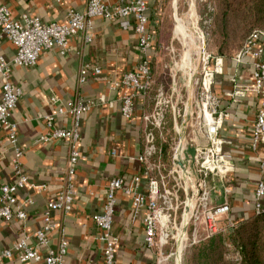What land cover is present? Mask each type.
<instances>
[{
    "label": "crops",
    "instance_id": "1",
    "mask_svg": "<svg viewBox=\"0 0 264 264\" xmlns=\"http://www.w3.org/2000/svg\"><path fill=\"white\" fill-rule=\"evenodd\" d=\"M118 1L110 0L112 3ZM167 2L147 0L150 28L156 33L150 54L154 84L146 94L136 98V110L131 119H127L121 111L123 88H114L113 82L141 60L138 37L133 28L124 29L119 22L98 18L95 20L96 37L92 43H85L82 36L77 35L72 38L68 53L62 54L57 48L48 49L42 53L36 65L13 67V83L22 93L12 118L18 122L19 143L25 151L23 168L33 182L47 187L44 190L29 187L20 190V201L25 203L28 198L32 199L31 203L26 204L27 220L24 226H20L16 221L0 219V249L11 246L24 231L33 233L43 225L46 205L56 198L64 183L68 144L63 139L41 140V136L49 131L46 115L56 111L52 97L59 99L60 103L80 96L88 100H98L101 96L107 99V102L95 105L82 117L80 148L83 157L77 170V195L73 209L69 214L58 210L53 212L59 227L64 229L70 241L66 257L68 264H103L99 231L92 215L102 211L110 179L124 176L131 181L134 175H140L139 190L148 192L150 177L145 173L147 163L138 157L146 149L148 127L144 116L154 110L160 90L164 91L171 105L166 108L164 130H156L160 153L151 162L161 165L153 175L166 174L175 168L181 170L176 156L181 141L182 161L186 168L195 169L193 155L196 147L208 144L200 127L197 105L200 66L198 57H189L185 61L173 41L161 45L156 16L157 9H163ZM87 4L88 0H0V5L9 7L16 19L29 14L47 23H65L70 9L82 12ZM166 8L163 10L165 18ZM262 43L264 46V39ZM171 44L175 55L169 48ZM15 53V45L0 35V56L12 59ZM86 63L100 66L102 73H88L86 81L81 82V71ZM254 70V59L250 56L241 61L235 56L223 58V70L216 75L213 86L221 99V109L229 114L224 119L220 135L225 139V150L232 154L236 171L225 180L217 175L210 176L211 200L213 204L229 202L231 211L228 218L231 220L243 219L254 213L256 184L264 179V170L260 168L258 160V157H264V150L253 151L250 144L251 130L263 101L254 91ZM234 89L242 90L243 95L236 98L226 95ZM1 98L0 81V101ZM55 121L59 126L70 124V119L61 115L55 116ZM12 153L13 147L6 131L0 126V186L14 179L10 164ZM173 182V179L169 180L170 186H173ZM181 192L183 199L187 198V194ZM146 213L145 207L139 211L133 210V196L130 193L118 192L113 230L120 239L117 250L119 264H150L155 261L156 253L145 242ZM227 219L222 220L221 225L224 232L229 234L232 227L227 225ZM199 231V234L205 233L202 228ZM58 241L57 229L51 235V245L56 246ZM41 250L46 252L47 249L41 247ZM4 264L21 263L15 255Z\"/></svg>",
    "mask_w": 264,
    "mask_h": 264
},
{
    "label": "built area",
    "instance_id": "2",
    "mask_svg": "<svg viewBox=\"0 0 264 264\" xmlns=\"http://www.w3.org/2000/svg\"><path fill=\"white\" fill-rule=\"evenodd\" d=\"M147 0H119L116 3L110 0H88L87 8L80 12L70 9L65 23L44 22L40 17L24 14L22 19H16L9 7L0 5V35L11 41L16 47L12 59L0 56V81L2 84V98L0 101V126L6 131L8 141L13 147L10 164L14 179L0 186V219L16 221L24 226L27 220L26 204L20 201L19 192L24 188L44 190L47 185L33 182L23 168L24 148L19 143L18 122L12 116L22 95L21 89L13 83L14 66L29 67L36 65L42 53L48 49L57 48L60 53L66 54L71 50L70 42L74 36L81 35L84 42L90 44L96 37L95 20L102 18L119 22L124 29L133 28L138 37V48L141 60L131 70L126 71L119 80L113 82L114 88L121 89V111L131 119L136 110L135 100L139 95L146 94L154 84L151 50L156 39V33L151 31V19L148 14ZM264 32H254L246 45L237 52L238 61L245 57L254 59L255 70L252 74L254 91L263 101L256 114L251 130L250 144L253 151L264 150V46L262 40ZM170 50L175 55L173 45ZM198 61L201 76L198 79V113L201 117L200 127L204 137L208 140L205 146L196 147L193 161L195 169H187L185 178L178 168L164 174L154 176V170L159 163L151 159L160 153L156 130L165 128L166 108L170 103L164 91H159L154 110L144 116L147 123L145 153L138 159L147 163L145 173L149 175L148 192L139 190L140 175H134L131 181L126 177L118 176L109 180L106 189L105 201L101 212L93 213L92 220L98 228V240L101 243L103 264H119L117 250L119 237L114 233L113 224L118 203V192L126 191L133 196V210L139 211L145 207L144 217L145 242L148 248L158 256L161 263L164 249L175 240L177 243L188 240L189 230L193 242L210 236L212 233L224 231L221 221L227 219L231 211L229 202L213 204L209 178L217 175L225 180L236 171L232 154L225 150V139L220 135L224 119L229 115L221 109V99L215 93L213 86L215 76L223 70V57L213 56L206 48L205 40H199ZM177 66V65H175ZM88 73L101 74L102 68L98 65L86 63L81 71L80 81H86ZM243 91L234 89L226 93L231 97L243 95ZM56 105L53 114L46 115V124L49 129L41 136L42 141L63 139L68 144L69 156L64 183L56 198L48 201L43 213V225L33 233L23 234L11 246L0 249V264L12 259L15 255L21 264L42 262L43 264H68L67 254L70 241L63 228L59 227L53 212L58 210L69 214L74 206L77 188L76 176L79 162L83 157L81 151V122L82 117L95 105L107 102L104 96L98 100H88L83 97L70 99L60 103L52 97ZM61 115L70 119L68 126L56 124L55 116ZM260 168L264 170V157H258ZM174 180L170 186L169 180ZM184 191L187 198L180 199V192ZM254 212L264 211V179L256 184L254 191ZM183 204L182 221L180 227L176 220L179 207ZM188 209L187 215H185ZM227 225L232 228L235 222L227 219ZM187 224L185 235L182 234ZM205 232L199 238V230ZM59 230V241L56 246L51 245V235ZM41 247L47 250L43 252ZM79 264H90L83 262Z\"/></svg>",
    "mask_w": 264,
    "mask_h": 264
},
{
    "label": "trees",
    "instance_id": "3",
    "mask_svg": "<svg viewBox=\"0 0 264 264\" xmlns=\"http://www.w3.org/2000/svg\"><path fill=\"white\" fill-rule=\"evenodd\" d=\"M214 16L221 43L217 53L223 58L241 50L254 32H264V0H217ZM239 41L232 50L231 39ZM235 226L195 242L193 258L196 264H264V211L243 219H233ZM234 249L237 261L226 260V251ZM150 264H156L152 261Z\"/></svg>",
    "mask_w": 264,
    "mask_h": 264
},
{
    "label": "rangeland",
    "instance_id": "4",
    "mask_svg": "<svg viewBox=\"0 0 264 264\" xmlns=\"http://www.w3.org/2000/svg\"><path fill=\"white\" fill-rule=\"evenodd\" d=\"M167 11L165 18L163 10ZM218 9L217 0H168L163 9H157L156 24L160 32V43L173 44L178 48L181 57H184V44L189 51L190 57H198L197 48L199 40H205L206 48L213 56H220L217 53L218 45L221 43V36L218 32L214 16ZM212 13V14H210ZM232 50H237L239 41L231 39ZM235 52V51H234ZM233 52V53H234ZM229 55L234 57V54ZM162 68V67H160ZM161 70V69H160ZM159 70V71H160ZM162 74V70L160 71ZM199 77L201 69L199 68ZM217 75V74H216ZM216 77V76H215ZM183 192H180V199H183ZM184 200V199H183ZM183 204L179 207L176 215L178 227L182 221ZM203 233V232H202ZM228 235V233H226ZM203 234L199 235L200 236ZM201 238L200 240H202ZM183 248L178 254V244L175 240L164 249L160 264H196L193 253L195 242L191 237V231L188 233V240H182ZM226 260L229 262H238L237 254L234 249L226 251ZM155 263L158 264V256L155 257Z\"/></svg>",
    "mask_w": 264,
    "mask_h": 264
},
{
    "label": "water",
    "instance_id": "5",
    "mask_svg": "<svg viewBox=\"0 0 264 264\" xmlns=\"http://www.w3.org/2000/svg\"><path fill=\"white\" fill-rule=\"evenodd\" d=\"M189 55V51L188 49L186 48V45L184 44V57L183 59L186 61L187 59H189L190 56ZM182 153H183V144H182V141L177 149V152H176V156H177V162H178V165L181 167V170H182V174L183 176L186 178L187 177V169L182 161ZM187 212H188V209H186V212H185V215H187ZM186 229H187V224L184 225V228H183V231H182V234L185 235L186 233ZM183 242L182 241H179V244H178V254H180V251L181 249L183 248Z\"/></svg>",
    "mask_w": 264,
    "mask_h": 264
}]
</instances>
